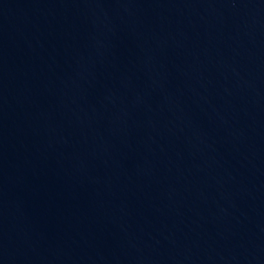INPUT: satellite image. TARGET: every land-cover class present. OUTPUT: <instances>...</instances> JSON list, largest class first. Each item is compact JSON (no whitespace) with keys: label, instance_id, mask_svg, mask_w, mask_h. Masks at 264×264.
<instances>
[{"label":"water","instance_id":"95a60500","mask_svg":"<svg viewBox=\"0 0 264 264\" xmlns=\"http://www.w3.org/2000/svg\"><path fill=\"white\" fill-rule=\"evenodd\" d=\"M0 264H264V0H0Z\"/></svg>","mask_w":264,"mask_h":264}]
</instances>
